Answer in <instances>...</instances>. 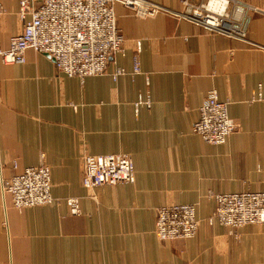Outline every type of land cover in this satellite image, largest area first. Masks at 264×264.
I'll return each instance as SVG.
<instances>
[{
	"label": "crops",
	"instance_id": "crops-1",
	"mask_svg": "<svg viewBox=\"0 0 264 264\" xmlns=\"http://www.w3.org/2000/svg\"><path fill=\"white\" fill-rule=\"evenodd\" d=\"M143 1L160 10L141 16L115 5L126 51L102 75L69 77L34 50L24 63L0 55V264H264V224L235 237L207 220L212 192L264 191V101L254 100L260 84L264 93V0L230 3L247 23L241 37L183 16L185 1L209 0ZM18 10L19 0H0V50L22 32ZM117 67L126 74L114 79ZM213 91L237 125L222 145L193 131ZM117 153L132 156L136 181L85 188L83 156ZM41 162L54 197L80 198L79 215L64 203L14 206L3 181ZM167 204L196 205L195 237L157 238Z\"/></svg>",
	"mask_w": 264,
	"mask_h": 264
},
{
	"label": "built area",
	"instance_id": "built-area-1",
	"mask_svg": "<svg viewBox=\"0 0 264 264\" xmlns=\"http://www.w3.org/2000/svg\"><path fill=\"white\" fill-rule=\"evenodd\" d=\"M232 0H209L207 4L184 3L190 12L183 14L198 24L229 36H243L247 23L235 20L229 13ZM132 8L144 16L160 10L143 0H19L18 16L23 29L11 38L10 47L0 50L9 63H24L28 50L48 55L57 69L69 77L84 79L102 75L110 60L125 54V39L117 26L115 5ZM244 9V7H238ZM137 53L141 41L136 42ZM141 67L136 56L133 73ZM117 67L113 78L125 75ZM254 100L264 101L263 85H259ZM150 106V99L145 100ZM228 102L217 92H211L200 107V118L193 131L206 143L225 144L237 125L229 115ZM82 184L93 189L104 185L134 183L135 163L130 154H85L82 158ZM17 169V164H15ZM50 167L37 166L17 170L3 181V190L10 194L14 206L21 212L28 207L66 204L71 214L79 215V197L57 198L51 192ZM216 202L214 213L207 219L210 225L220 224L237 237V230L247 225L264 224V191L210 194ZM200 221L195 204H167L157 210L155 233L160 241L190 239L197 235Z\"/></svg>",
	"mask_w": 264,
	"mask_h": 264
}]
</instances>
